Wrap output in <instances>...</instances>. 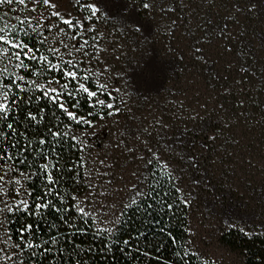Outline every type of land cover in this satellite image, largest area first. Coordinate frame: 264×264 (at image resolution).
<instances>
[{
  "label": "trees",
  "instance_id": "16d2710c",
  "mask_svg": "<svg viewBox=\"0 0 264 264\" xmlns=\"http://www.w3.org/2000/svg\"><path fill=\"white\" fill-rule=\"evenodd\" d=\"M133 1L137 18L149 24L152 32L160 19L168 22L164 33L167 50L161 55L166 75L157 88L135 92L139 98H164L170 105L166 115L168 128L156 138H161L171 163L166 165L160 157H152L151 170L146 163L137 181L144 185L142 191L152 187L157 195L138 199L137 204L125 208L131 204L130 194L111 228L97 225L91 215L81 217L77 209L71 208L88 184L85 154L76 132L108 117L107 109L98 104L94 108L86 94L70 99L67 92L78 87L76 82H70L62 102L90 121L88 125H76L38 90L39 86H49L48 81L53 78L59 84L52 83L50 87L59 89L66 82L60 72H41L37 78L39 65L21 70L12 66L16 61H0V68L7 65L8 69L5 84L16 75L37 83V90H30L27 83L23 90L11 88V119L0 123V128H6L7 123L14 122L21 134L6 142L5 156L14 151L8 145L19 140L26 146L23 156L27 157V164L20 163L19 155L14 161L0 164L20 175L21 200L36 203L46 190L47 176L52 174L56 189L64 197L55 203L71 209L67 218L74 225L70 228L54 209L43 210V216L23 211L6 213L13 264H216L190 246L191 194L219 198L226 213L220 242L239 253L243 264H264V0H157L156 8L155 0ZM70 2L84 28L95 30L85 33L81 28L82 36L99 35L104 18L100 10L89 20L86 8L91 0ZM18 8L13 25L26 30V42L39 48V33L19 24L27 17ZM17 35L23 37V31ZM139 35L143 41L149 39L142 32ZM49 46L48 42L44 49ZM146 46L147 54L152 49L161 53L156 40L149 39ZM8 73L13 75L9 77ZM146 73L145 79L161 75L150 70ZM127 79L133 82V77ZM85 84L92 91L98 90L95 76ZM108 90L111 96L98 93L99 99L106 103L120 99V94ZM44 165L47 170L41 175L37 169ZM32 207L35 213V205ZM28 224L37 230L39 240L34 242L58 237L46 257L31 255L40 249L20 252L14 248L21 228ZM81 228L83 231H79Z\"/></svg>",
  "mask_w": 264,
  "mask_h": 264
},
{
  "label": "rangeland",
  "instance_id": "374dc122",
  "mask_svg": "<svg viewBox=\"0 0 264 264\" xmlns=\"http://www.w3.org/2000/svg\"><path fill=\"white\" fill-rule=\"evenodd\" d=\"M52 3L56 5L55 11L61 13L63 18L70 17L73 21L83 23L76 16L70 0H52ZM153 4L154 7L159 5L157 0ZM91 5L104 15L99 32L101 43L98 45L104 51L98 64L92 62L93 71L103 72L99 79L96 78L99 84L106 82L109 89L120 94V99L113 103L121 111L117 115L100 118L88 128L76 132L85 154L88 183L85 192L77 200L97 225L111 228L119 216L123 202L131 194L133 184L143 175L147 160L158 156L164 164L171 163L161 138H156L162 137L168 128L166 115L170 105L164 98H139L135 94L157 88L166 75V65L161 55L163 50H167V36L164 33L168 30V22L164 18L160 19L157 24L159 26L152 32L149 24L137 18L133 0H91ZM17 8L33 23L37 17H44L41 23H47L52 29L48 33L49 44L61 47L57 41L63 38V34L58 32V28L67 26L55 24V17L49 20L52 9L43 5L37 7L35 0H29L25 5H0V17L3 18L0 24L13 25L18 16ZM77 31L82 39L85 38L81 28ZM140 32L149 36L150 40H156V47L161 51L159 55L153 49L147 54L146 42L149 39L141 40ZM67 42L72 43L70 38ZM61 51L67 52L63 48ZM73 58L83 60L81 69L89 65V61L79 55ZM149 70L152 74L159 72L161 75L145 79ZM127 76L133 77V82ZM0 175L5 177L4 181H0L3 184L0 201L12 205L19 202L23 197L20 175L1 164ZM191 200L189 242L193 251L210 258L216 264H243L241 255L228 249L219 240L226 219L219 198L191 194ZM0 222V264H13L4 216H0Z\"/></svg>",
  "mask_w": 264,
  "mask_h": 264
},
{
  "label": "snow or ice",
  "instance_id": "6c2138e0",
  "mask_svg": "<svg viewBox=\"0 0 264 264\" xmlns=\"http://www.w3.org/2000/svg\"><path fill=\"white\" fill-rule=\"evenodd\" d=\"M29 0H0V5H12L19 3L20 5H25ZM37 7L43 5L47 9H52L49 13L48 19L52 17L57 18L55 24L66 25L67 28H58V32L63 34V38L57 41L61 47H56L55 45H50L46 50L44 45L48 43L49 35L51 32V26L47 23H41V20L44 17H37L35 22L31 19H21L19 21L20 25L30 28L32 33H39L40 35V47L37 48L34 44H29L26 42L25 37L28 36V32L22 28L17 27L16 25L8 26L7 24H0V61L7 60L9 64H12L13 61H16L12 66L21 70H31L36 68L39 65V70L35 73L37 78L41 72H51L53 70L60 72L62 77L66 78V82L60 85V88L50 87L52 83L59 84L58 80H49V86H39V89L45 98H47L53 105H58L62 112L66 113L69 120L75 122L76 125H88L90 121L87 117H79L77 113L70 111L65 104L62 102V97L66 90L70 88V82H76L78 87H72L71 91L67 92V95L70 99H74L75 95L86 94V96L93 101V107L98 104L102 108H106V114L109 116H114L119 114L121 111L120 107L116 103H106L105 100L99 99L98 93H103L111 96V92L106 86V82H102L98 85L97 91L90 90L85 82L89 81L93 76L99 79L103 72L93 71V64L99 63L101 59V54L103 53V48H98V45L101 43V39L98 34H93L91 37H85L82 39L80 32L77 29L84 28V25L81 21H73L70 17L63 18L61 13L55 11L56 5L52 3V0H35ZM145 8H148L149 5L145 3ZM36 9H33L35 11ZM86 11L89 12L87 19L92 20L99 13V9L91 5L87 6ZM3 18L0 17V20ZM23 31V37H19L17 34ZM84 32H95L94 29L84 28ZM47 33V34H45ZM71 39L72 43H68L67 40ZM82 39V42H81ZM90 40L92 41L90 43ZM77 43L79 46L77 47ZM61 48L66 49L67 52L61 51ZM91 49V50H90ZM200 51V49H196ZM47 52L48 54H45ZM50 54V55H49ZM79 55L82 58H85L89 61V65L83 69V75H81L80 65L83 63V60L77 61L73 57ZM66 56L68 57L66 59ZM51 57V58H50ZM55 58L58 62L54 63L53 59ZM29 61L30 63H25ZM8 72L7 65L3 68H0V123H3L9 119L12 108L9 106L8 100L11 93V88L15 86L23 90V84L27 83L30 90H37L36 80L25 81L23 75H16L15 79H12L10 83L5 84L3 82L5 73ZM13 74L8 73V76L11 77ZM39 99V97H37ZM14 103V101H13ZM77 104H73L72 107L76 108ZM32 119L36 117L32 116ZM95 118V117H93ZM56 135L57 133H51ZM21 135L16 127L14 122L7 123L6 128H0V161L7 163L9 160L14 161L17 155L21 156L22 159L20 163L27 164V157L23 156V153L26 149V146L20 144L19 140L11 142L10 146L14 151L11 155L5 156L7 152L6 142H10L13 136ZM103 164L104 162L101 161ZM153 163L152 159L147 160L149 165V171L151 170V164ZM47 170V165L43 166V169H37V171L43 175L44 171ZM108 175V173H104ZM4 175H0V181H4ZM48 184L45 185V192L42 196L38 197L39 203H36L35 200H20L15 205L8 204L6 202L0 201V216H5L6 213H13L18 211H23L29 215L35 214L36 216H43V210L54 209L57 213L63 218V222L68 224V226L74 227L67 218V212L70 211V208L65 207L64 205L57 206L55 201L63 200V194L56 189L57 181L53 178L52 174L47 176ZM110 184L111 181H108ZM91 188L92 186L89 185ZM144 185H140L138 182L133 184L131 192V204L125 205V208L131 207V205L137 204L138 199L143 200L145 197L151 198L154 195H157L155 190L152 187H149L147 191H142ZM3 189V184L0 183V190ZM28 195H31L28 193ZM33 205H35V213H33ZM78 210V213L81 217L87 218L90 216L85 210V207L82 206L79 201L71 206ZM9 220L10 218L6 217ZM2 226V222H0ZM83 231V228L79 229ZM11 239V236H9ZM39 240L37 235V230L34 229L33 224H28L23 226L20 230V240L15 243L14 248L18 249L20 252H25L28 249H40L39 252L33 251L31 255L33 257H46L49 252L52 251V245L58 243L57 236H50L48 239H44L40 242H34ZM11 259V257H8ZM37 264H40L38 261Z\"/></svg>",
  "mask_w": 264,
  "mask_h": 264
}]
</instances>
